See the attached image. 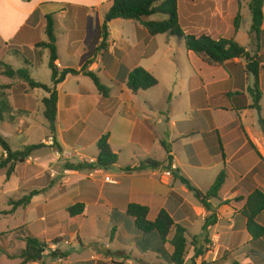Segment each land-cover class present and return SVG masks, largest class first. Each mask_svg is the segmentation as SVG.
<instances>
[{"label": "crops", "instance_id": "crops-1", "mask_svg": "<svg viewBox=\"0 0 264 264\" xmlns=\"http://www.w3.org/2000/svg\"><path fill=\"white\" fill-rule=\"evenodd\" d=\"M249 2L245 0L244 4L247 13H250ZM236 3L237 0H178V16L184 20L185 33L232 38L255 56L259 64L261 93L257 109L249 108L252 97L248 89L253 85V78L247 74L244 60L234 59L215 67L206 64L198 56L193 57L194 54L190 52H187V56L191 59V70L183 72L181 85L178 84L176 89L165 94V106L153 104L149 95L152 88L132 93L125 84L127 75L133 68H144L140 62L152 57L154 38L149 37L145 28L135 21L122 22L117 19L108 23L107 57L102 60L98 56V65L94 64L97 68H89V71L97 75L98 72L105 74L117 94L114 95L110 87L107 98H102L97 92L89 110L90 116L94 112L97 115H93L92 120L86 119L90 125L79 136L71 133L70 129L73 123H77V119L61 132L57 121V144L44 148L48 155L52 146H55L56 160L60 159L66 148L76 146L80 152V146H83L82 135L91 129L95 121L100 120L105 127L97 140L107 134L110 149L117 156L114 166L101 170V175L92 178H87L90 170L68 171L72 175L66 178L73 179L74 183L70 185L72 188L67 189L69 191L64 197H55L51 206L43 208L44 216L37 215L42 222L51 218V222L58 223L61 212L68 222L66 231L71 225H76V231L69 241H76L78 247L72 246L69 256L61 264H139L137 261L168 264L155 253L139 251L136 246L139 237L134 234L128 221L118 226L111 239L106 236L111 213L116 211L124 216L130 204L146 207L149 220H153L160 211H165L174 224L186 230V264H190L195 251L202 248V227L212 213L215 223L206 230L209 244L202 248L204 254L196 258L195 263L213 262L223 256L227 257L223 264H232L233 260L239 264H252L248 258L251 237L246 230V220L241 210L255 190L264 191V127L261 129L259 125L260 120L264 122V0L263 33L259 34V39L252 40L249 29L243 42L239 41L242 22L237 32L234 31ZM111 5L112 0H0V60L4 62L6 57L14 56L26 69H36L45 51H48L36 49L35 46L47 42L45 17L51 16L55 23L54 30L57 25L66 37V57L63 59L59 55L56 37L58 59L55 65L58 73L64 69H73L70 67L72 60L76 57L81 60L87 54L85 39L91 31L102 26ZM95 15L98 16V25L93 29L88 20ZM240 16L243 21V8ZM114 22L119 24L122 32H136V38L128 40L120 35L115 40L112 35ZM137 31L141 32V38H138ZM140 46L150 50L141 54L137 51ZM11 47L30 52L27 56L28 65L21 55L9 54L8 48ZM35 49L40 54V60L37 59V53H34ZM47 58L49 60V52ZM84 63L81 60L74 70L79 71ZM144 70L148 71L146 68ZM72 76H66L57 86V118L61 108L66 112L72 111L75 107L72 101L79 97L77 93H64L61 97L64 85ZM80 76L85 77L82 74L76 75L77 84ZM7 85H11L10 79L0 75V88ZM32 91L39 95V104L48 96L39 89ZM164 109L165 112H162ZM41 113L43 116V110ZM163 145H166L169 153ZM155 152L162 154L161 160L155 158ZM98 153L97 149L95 154L87 157L96 159ZM121 159L126 162L122 163ZM146 161L156 162L160 166L157 169L124 171L126 168H137ZM167 172L171 175L166 176ZM221 172L225 173V180L218 197L209 200L212 212L206 211L178 178L182 176L205 194ZM105 177H109L110 181L106 182ZM59 184L57 187L60 188ZM72 195L80 198L84 204V211L74 220L75 223H71L73 220L67 213V209L74 204L56 212L62 203L71 200ZM42 196L43 192L32 201ZM56 198L63 199L61 204H54ZM257 222L264 226V211L257 217ZM46 227L45 224L44 228L40 227L42 232L37 235H44ZM60 227L56 229L57 237L63 235L58 233ZM173 234L174 229L169 239ZM165 248L168 253L172 252L168 244Z\"/></svg>", "mask_w": 264, "mask_h": 264}, {"label": "rangeland", "instance_id": "rangeland-1", "mask_svg": "<svg viewBox=\"0 0 264 264\" xmlns=\"http://www.w3.org/2000/svg\"><path fill=\"white\" fill-rule=\"evenodd\" d=\"M237 3L238 6H234V17L237 14H240L242 8L244 10V19L243 21L242 18L240 19L242 24L239 36V41L243 42L247 30H249L251 27V14L246 12L244 5L245 0H237ZM236 8H238V11H236ZM165 19V16L157 15L152 17V19L145 18L144 20L162 21ZM88 23L90 27L94 29L98 25V16L95 15L91 17V19L88 20ZM118 25L119 24H116V22L112 24L113 31H111L115 40H117L120 35H122L124 38L127 37L128 40H133L136 38V32H131L129 30H124L122 32ZM182 25H184V21H181V27ZM137 35L138 38L142 37L140 31H137ZM55 36L58 38L59 55L61 59H63L66 57V37L59 31L57 25L55 27ZM152 38H154L155 44L153 55L150 58L143 59L140 62V65L141 67H144L143 69H148V72L153 77H155L158 82V84L150 90L149 94L153 99V104L155 106H161V104H164L165 106V94L171 92L173 89H176L178 84H182L181 81L184 80L182 77L183 72H188L191 70V59L187 56L188 53L184 48L183 41L179 40L177 37L167 36L164 34L157 35ZM100 39L101 27L91 31L89 36L85 39L87 54H84L81 57V60L83 62L88 60V70L89 68H97L96 65H98V56L102 57V60H105L107 57L106 51L109 48V43H102ZM251 39H255L254 35H251ZM101 44L104 45L102 49L100 48ZM146 50L150 49L140 46L137 51H140L141 54H143ZM8 51L9 54L16 55L19 52V55L20 53H25V55H27V51L25 49L23 50L11 47L8 48ZM47 57L48 52L45 51L44 57L39 63V66L36 69L28 70L30 77L33 80L45 85H49L51 80V72L48 69ZM193 57L197 56L193 55ZM81 60L76 57L72 60L70 67L76 69L80 65ZM4 62L0 60V75H2L4 65L6 64L9 65L13 70L26 68L23 64H20L17 58L14 56L6 57ZM134 62H136V60ZM97 76L103 85L112 89L114 95L117 94V90L113 88L105 74L98 72ZM76 79L77 78L75 76L69 77L61 91V97L64 95V93H77L79 95L78 98H74L72 101L75 107L72 111L68 112L62 110L61 108L60 116L56 119V122L58 121V130L61 132L64 128H66V126H69L73 120L77 119V123H73L72 127L73 125L74 127H71L70 129L71 133H76V135L79 136L86 128H88L86 126L90 125V122L86 119L92 120V116L97 115V113L94 112L90 116L91 112H89L90 106L94 104L97 91L89 78L82 76L78 77L80 81L79 84L75 82ZM10 81L11 85L2 86L0 88V99L5 98L11 108L10 113L6 114L4 121L0 123V134L7 139L13 150L21 149L27 145L40 143L45 146H51V140L48 138L49 132L47 128V122L41 113V110H43V105L39 104V95L33 94V91L18 78L10 79ZM24 90L25 92L23 93ZM162 112H165V109ZM104 127L105 125L100 120L95 121L91 129L82 135L83 138L81 137V144L83 146H80V152L76 146L66 148L65 153L63 155L59 154L61 157L59 160H56L57 149L55 146H52L53 149L50 154L48 153V155L45 154L48 152L47 149L42 148L35 152L24 163L17 164L14 173L9 179H6L5 176L6 170L1 171L0 264H22V261L18 258V256L25 246L24 238L26 237L35 238L40 243H45L48 247V249L42 253L38 261L28 264H52L54 260L57 259L52 258V252H70L72 250V246L74 248L78 247L76 241H69L73 235V233H71L73 228L70 226L68 231L65 230L68 222L65 221L64 215L61 212L58 223L51 222V218H48L46 222H42L40 217L38 218L37 215H40L41 217L44 216V214H42L43 208H47L49 205L51 206V201H53L55 197H64L65 194H67V192L70 190V185H73L74 183L73 179H69L72 173H68V171L71 170L67 168V165H76L91 159L87 156H91L97 152L95 140H97V138L102 134ZM1 155L2 151L0 149V156ZM154 156L159 160L162 158V154L157 152H155ZM121 162L125 163L126 161L121 159ZM66 176L69 177L66 178ZM87 178H89L88 175ZM58 184L60 185V188L57 187ZM67 189L69 190L67 191ZM32 191H41L43 192V196L36 198L34 201L31 200L30 205L26 206L25 208H17L14 213H10L11 203L20 200L22 197L28 195ZM56 199L57 200H54V204H61L63 199ZM78 202H81L80 198H76L72 195L71 200L62 203L61 207L56 209V212L57 210L62 211L63 209H67V207L70 205ZM66 218L68 219V216ZM71 223H75V221L73 220ZM44 224L47 226L45 228L44 235H37L39 232H42L40 227L44 228ZM59 227L60 231L58 233H63L62 236L60 235L61 237H57L56 235V229ZM207 232L208 231L201 234L202 248L209 244ZM55 239L59 241L57 244L52 243ZM225 258L227 257H218L217 261H223ZM64 260L65 259L63 258L62 263ZM231 263L239 264L236 260H233Z\"/></svg>", "mask_w": 264, "mask_h": 264}, {"label": "trees", "instance_id": "trees-1", "mask_svg": "<svg viewBox=\"0 0 264 264\" xmlns=\"http://www.w3.org/2000/svg\"><path fill=\"white\" fill-rule=\"evenodd\" d=\"M30 1V0H26ZM263 0H250L249 11L251 14V27L250 35H254L255 39H259L261 25L263 21ZM157 15L165 16L166 19L162 21L144 20L145 18L155 17ZM130 20L140 23L146 30L149 37L157 35H167L177 37L183 41L184 48L187 52L193 53L202 59L203 62L210 66L219 67L234 59H241L246 62V72L253 78V85L248 89L252 97V104L249 108L257 109L261 93L259 91V75H258V62L255 56H252L246 49L240 46L234 39L214 38L210 35L202 34L196 35L193 33H185L181 21L178 16V0H112V5L104 16L103 24L101 26V42H106L108 38V23L113 20ZM241 16L237 14L234 18V31L237 32L240 24ZM46 27L45 35L47 42L38 43L35 48L45 49L49 52L48 69L51 72L50 85H45L36 82L30 77L28 69L22 68L13 70L9 65H4L3 75L9 79L18 78L22 80L31 90L39 89L47 93L41 101L43 105V117L47 122L49 132V139L53 145H56V119H57V86L60 85L68 75H79L89 78L96 88L97 92L102 98H107L110 89L103 85L96 73L89 71L87 66L88 60L79 71L74 69H64L58 73L55 62L57 61L56 50V36L54 30V20L51 16L45 17ZM185 24V23H184ZM104 45H100L102 49ZM37 53V59L40 60V54ZM25 53L20 55L27 63V56L30 52L26 49ZM19 55V52L17 53ZM126 87L132 92L146 91L154 88L158 82L148 71L136 67L133 68L127 75ZM246 108V104L243 105ZM11 108L5 98L0 99V123L4 121L5 115L10 113ZM43 144H32L24 146L21 149L13 150L8 143L7 139L0 134V149L2 155L0 156V173L5 171L6 179L14 173L17 164H22L28 160L35 152L45 148ZM98 149V156L94 163L82 162L76 165H67V168L73 171L101 169L108 170L117 163V156L111 151L108 143V135H102L96 142ZM165 151L169 153L166 145H163ZM60 150V149H59ZM170 159V157H168ZM160 164L153 161H146L137 168H126V172L142 171L147 168L157 169ZM181 183L193 193L194 198L201 204V206L208 212H212L213 208L209 200L218 197L220 188L225 180V173L221 172L210 189L205 193H201L194 188L190 182L183 178L178 177ZM41 194V191H32L28 195L22 197L20 200L11 203L10 213H14L17 208H25L31 200ZM84 211V204L81 202L75 203L67 209L69 218L75 220L81 216ZM264 211V191L255 190L247 199L245 206L241 210L242 216L246 220V230L251 237L249 242L250 254L248 258L252 264H264V226L257 222V217ZM128 221L132 225V230L139 238L136 239V246L140 252H152L157 254L164 262L168 264H186V230L181 225L174 224L172 218L165 212L160 211L153 220L148 219V209L136 204H130L124 216L118 212L113 211L110 215V223L106 236L111 239L117 231L118 226L123 222ZM215 223L214 214L205 219L202 227L203 232ZM74 233L76 225H71ZM174 229L172 238L169 239L171 231ZM59 241L54 240L52 243L57 244ZM25 246L20 252L18 258L21 259L22 264L34 263L39 260L42 253L48 249L45 243H40L37 239L32 237L24 238ZM171 246L172 252L168 253L165 246ZM69 252L58 253L54 251L51 253L52 258H67ZM204 250L202 248L195 251L193 257L190 258V264H196L195 259L203 256ZM223 261L215 260L213 262L203 261L200 264H223ZM139 264H147L137 261Z\"/></svg>", "mask_w": 264, "mask_h": 264}, {"label": "built area", "instance_id": "built-area-1", "mask_svg": "<svg viewBox=\"0 0 264 264\" xmlns=\"http://www.w3.org/2000/svg\"><path fill=\"white\" fill-rule=\"evenodd\" d=\"M84 162H87V163L90 164V163H94L95 160L94 159H88L87 161H84ZM101 174H102L101 169H92V170L89 171V178H92L95 175H101ZM165 175L166 176H170L171 173L170 172H167ZM104 180L106 182H109L110 181L109 177H105ZM62 261H63V258H57L56 260H54V262L52 264H61Z\"/></svg>", "mask_w": 264, "mask_h": 264}, {"label": "water", "instance_id": "water-1", "mask_svg": "<svg viewBox=\"0 0 264 264\" xmlns=\"http://www.w3.org/2000/svg\"><path fill=\"white\" fill-rule=\"evenodd\" d=\"M258 114H259V113H258ZM259 125H260L261 129H263V127H264V122H263V120H260Z\"/></svg>", "mask_w": 264, "mask_h": 264}]
</instances>
